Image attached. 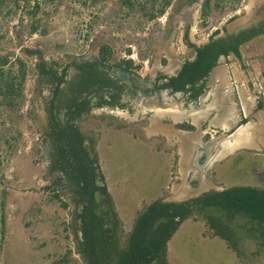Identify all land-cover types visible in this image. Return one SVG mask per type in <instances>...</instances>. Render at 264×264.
<instances>
[{
    "label": "rangeland",
    "instance_id": "1",
    "mask_svg": "<svg viewBox=\"0 0 264 264\" xmlns=\"http://www.w3.org/2000/svg\"><path fill=\"white\" fill-rule=\"evenodd\" d=\"M35 1L5 0L0 5V264H86L80 252L81 222L79 218L75 221L83 197L72 190L77 188L75 183L51 165L45 107L54 85L42 78L41 61L48 68L53 65L58 73L69 65L68 74L74 77L78 64L100 60V47L108 45L109 66H101L111 77H117L111 70L115 63L127 62L146 76L159 69L161 60L164 64L165 56L172 61L187 52L182 40L187 27L195 25L201 34L198 38L205 39L217 27L221 30L225 19L231 26L248 11L252 14L246 23L264 17V2L253 6V0H38L36 8ZM243 5L245 9L236 14ZM26 49L39 51L42 57ZM95 89L89 92L90 101L94 97L104 101L103 90ZM99 112L96 108L88 112L80 124L91 139L97 136L94 129L101 122ZM139 126L134 131L141 132ZM130 166L139 169V165L123 164L124 177ZM102 177L100 174L105 183ZM138 196L132 201L135 205L143 200ZM98 198L102 199L98 209L103 227L114 228V239L126 249L140 212L131 213L134 204L122 205L124 214L120 216L115 203L116 213L103 194ZM206 222L208 219L196 212L186 219L177 236L165 235L174 260L182 264H238L223 244L225 238ZM233 222L241 226L243 221ZM218 225L223 234V225ZM201 230L204 237L212 233L215 239H203ZM246 243L241 245L246 264H264V250L256 254L257 248Z\"/></svg>",
    "mask_w": 264,
    "mask_h": 264
},
{
    "label": "crops",
    "instance_id": "2",
    "mask_svg": "<svg viewBox=\"0 0 264 264\" xmlns=\"http://www.w3.org/2000/svg\"><path fill=\"white\" fill-rule=\"evenodd\" d=\"M253 1V6L264 2ZM251 14L252 11H248L243 18L235 19L227 27H232L230 30L233 31L246 25ZM263 52V36L244 48L246 61L253 68L251 73L255 89H251L249 79L237 63L232 61L227 65L223 58L210 77L207 93L199 101H193L187 107L180 101L168 103L180 110L173 114L174 117H163L160 114L147 117L148 112L141 117L137 112L132 114L124 109L115 108V112L100 109L101 122L94 129L97 136L91 139L86 135L94 142L100 173L105 178L104 184L120 216L124 214L120 206L134 204L132 201L137 199V193L138 198L143 200L134 204L131 213L135 214L157 199L180 202L206 192L222 191L235 186L264 188ZM108 53H103L102 57L108 58ZM109 73L108 70L107 75L111 77ZM92 90L97 89L89 91ZM235 95L239 101L235 100ZM144 120H148L145 125L137 124ZM174 123L189 125L193 129L177 127ZM138 126L142 130L139 133L134 131ZM128 162L129 165H139V169L134 168L137 166L126 167L128 173L124 177L121 168ZM135 172L141 176H134ZM172 174H176L173 181ZM184 222L186 220L180 224L175 236ZM205 224L210 227L208 222ZM194 226L200 229L199 225ZM202 232L203 239H215L212 233L204 237ZM221 240L238 261L236 263H247L245 255L239 256L230 246L231 241ZM239 240L244 246L246 242L254 245L255 239L241 236ZM167 251L169 264H182L171 256L169 245ZM251 259L254 261L253 257Z\"/></svg>",
    "mask_w": 264,
    "mask_h": 264
},
{
    "label": "flooded vegetation",
    "instance_id": "3",
    "mask_svg": "<svg viewBox=\"0 0 264 264\" xmlns=\"http://www.w3.org/2000/svg\"><path fill=\"white\" fill-rule=\"evenodd\" d=\"M244 16L245 15H240L237 18H242ZM191 17L193 18L192 14H190V18ZM263 18L264 17H256V19H252L249 23H246V25L239 26L233 31L247 27ZM226 22V20L222 22L224 27H221V30L219 27H217L215 31L209 33L205 39L198 38L201 34L196 30H193L192 27H190V29L187 27L184 30V34L182 36V40L184 46L187 48V52L172 57L174 58L172 61L171 58L165 56L167 60L164 61V64L163 60H161L162 62H160L158 67L159 69L156 68L152 70V73L146 76L139 72L136 68H133L129 62H127V64L115 63L112 66L111 70L117 72L118 78L115 77V79L108 76V70L102 67L109 66L106 62L108 59L102 57V46L99 50V54L101 55L99 57L100 60L88 62L82 61L77 65L78 68L74 77H71L68 74V72H71L69 70V65H66L62 71H60V73H58L59 70L55 68L57 73L56 79L54 81L49 80L41 73V70L39 69L42 78L47 80L48 83L54 85L53 96L47 101L45 107L47 113V125L49 127V131L45 134V136H47V140L49 141L48 146L51 151L52 167L62 171L64 175L68 177V182L70 183L72 181V177H70V175L81 179V185H84V182H82L83 179L87 177L90 181L92 179L93 173H95L94 176L96 184L100 186L104 185V183L100 180L101 173L95 154L96 152L94 142L91 141L87 135L86 137L81 138L80 135H77L75 132L76 130H79L81 133H84L80 124L83 121L85 115L88 112L93 111L95 108L98 109V111H100V109L113 110L116 108L118 110H129V112L132 114L137 112L138 116L141 117L146 115L147 112V117H151L150 115L152 114L156 117L159 114L163 117L167 115L174 117L173 114L179 113L180 110L168 103L180 101L182 105L185 104V107H187L193 101H199L200 98H202V96L207 93L210 77L212 76L215 68L221 64V60L223 58L225 59L224 61L227 65H230L232 61L237 63L239 68L244 71L247 78L249 79L248 83L251 89H255L254 81L252 80L253 74L251 73L253 68L251 67V64L247 62L248 60L244 54V48L256 38L262 36L264 37V35L255 36L251 40L241 44L239 55H236L233 52H230L228 55H220L216 65L211 68L208 74L197 80L195 83L187 82L185 86L181 88H175L173 86L174 83L180 84V81L177 80V78L179 79L181 77L180 73L184 67V64L187 61L195 60L197 57L196 49L189 43L200 47L207 44L213 37L225 35V28L228 30ZM228 31L232 32L231 30ZM193 37L196 39V41L192 40ZM171 49L172 48L170 47L167 53L171 52ZM261 56V61L264 62V52ZM49 68L46 67V69ZM64 70L66 71V74L64 75L63 81L59 83L58 77L62 76ZM231 75L232 74L230 73V76ZM172 78H175L174 83ZM95 88L108 89L107 91H101L104 97L108 100L106 101V99H104V101H88L87 99L90 97L89 90ZM70 96L71 99L73 98V100L74 96L76 97V104L71 108L68 106V97ZM235 100L239 101V97L237 95H235ZM128 105H130V107ZM174 124L177 127H182L180 124ZM80 189L81 188L78 187L72 188L73 191H76L80 194V197H84V195H86L84 194L85 191L89 192L92 188L89 185L85 188V190ZM99 195H102V191L99 189L95 190L93 193L96 204L95 210L97 214L103 219V216L98 209L102 200L98 198ZM105 198L107 197L105 196ZM106 201L110 208V202L108 200ZM85 204L86 200L83 199L81 212L83 211ZM220 213L221 212L219 210L215 212L217 216H219L218 214ZM111 228H108L110 229L109 233L113 234V238H116V232L114 228ZM81 232L83 236V231ZM115 242L116 240L114 243ZM254 246L257 248V250H259V244L255 240ZM83 258L86 261V258Z\"/></svg>",
    "mask_w": 264,
    "mask_h": 264
},
{
    "label": "trees",
    "instance_id": "4",
    "mask_svg": "<svg viewBox=\"0 0 264 264\" xmlns=\"http://www.w3.org/2000/svg\"><path fill=\"white\" fill-rule=\"evenodd\" d=\"M4 1L0 0V5ZM34 4L38 8L40 2L37 0ZM258 35H264V18L232 32L225 28V35L213 37L207 44L200 47L189 43L196 49L197 57L184 64L180 73L181 77L177 78L180 84H175V78H172L173 86L181 88L187 82L195 83L208 74L216 65L220 55H228L230 52L239 55L240 45ZM108 49V45H103L102 53L107 54ZM26 50L41 57L39 51ZM39 69L49 80L56 79L57 71L53 65L46 69V62L42 61ZM65 74L64 70L62 76L58 77L59 83L63 81ZM68 100L70 108L76 104L75 96L74 100L71 96ZM182 127L193 129L189 125H182ZM75 132L81 138L86 137V134L79 130ZM94 174L90 181L87 177L83 179L84 185H81V179L70 175L76 187L85 190L90 185L92 188L89 192L85 191L86 195L82 200L85 199L86 204L83 211L78 212L75 217V221L79 218L81 222V225L78 224V228L83 231L80 252L86 258L87 264H169L165 235L172 236L180 224L196 212L202 213L208 219L215 234H220L232 242L230 246L239 256L244 255L239 243L241 236L253 238L258 242L259 250L256 254L264 249V188L255 186H235L222 191L206 192L201 196L180 202L157 199L140 211L128 247L124 250L120 249L118 243H114L115 239L113 234L109 233L110 229L103 227V219L95 210L96 204L93 196L95 190H101L112 207L114 201L105 184L102 186L96 184ZM112 210L116 213L114 207ZM215 210H219L221 214L217 216ZM236 219L243 221L241 226L234 224L233 221ZM218 223H221L225 229H223V234L219 232L221 227Z\"/></svg>",
    "mask_w": 264,
    "mask_h": 264
},
{
    "label": "built area",
    "instance_id": "5",
    "mask_svg": "<svg viewBox=\"0 0 264 264\" xmlns=\"http://www.w3.org/2000/svg\"><path fill=\"white\" fill-rule=\"evenodd\" d=\"M222 3H223V2H222ZM244 9H245V8H244V5H243V7H242V8H241V7H240V8H238V10H237V11H235V13H236V14H239V13L241 12V10H244Z\"/></svg>",
    "mask_w": 264,
    "mask_h": 264
},
{
    "label": "bare ground",
    "instance_id": "6",
    "mask_svg": "<svg viewBox=\"0 0 264 264\" xmlns=\"http://www.w3.org/2000/svg\"><path fill=\"white\" fill-rule=\"evenodd\" d=\"M193 18H194V16H193ZM195 20H196V17H195ZM194 24H195V23H194ZM193 30H196L195 25L193 26Z\"/></svg>",
    "mask_w": 264,
    "mask_h": 264
},
{
    "label": "water",
    "instance_id": "7",
    "mask_svg": "<svg viewBox=\"0 0 264 264\" xmlns=\"http://www.w3.org/2000/svg\"><path fill=\"white\" fill-rule=\"evenodd\" d=\"M202 160H200V163H201ZM204 161V160H203ZM201 165V164H200Z\"/></svg>",
    "mask_w": 264,
    "mask_h": 264
}]
</instances>
